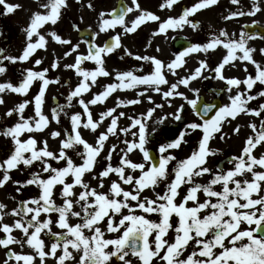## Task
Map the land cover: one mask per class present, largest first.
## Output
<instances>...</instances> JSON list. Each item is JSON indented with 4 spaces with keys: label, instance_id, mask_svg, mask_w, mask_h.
<instances>
[{
    "label": "snow or ice",
    "instance_id": "6c2138e0",
    "mask_svg": "<svg viewBox=\"0 0 264 264\" xmlns=\"http://www.w3.org/2000/svg\"><path fill=\"white\" fill-rule=\"evenodd\" d=\"M178 2L179 0H165L161 4V8L168 7L171 9ZM231 2L239 4L240 0H231ZM217 3L218 0H199L193 6L186 7L178 18L169 17L167 20L162 21L158 31L154 32L153 35H166L169 29H182L185 25L197 29L199 25L189 17L194 16L201 9ZM0 6H3L5 14L12 13L21 7L18 4L8 3L7 0H0ZM67 6V0H48L47 3L41 5L42 8L48 11L46 14L35 13L29 27L25 29L28 43L22 55L19 57L3 55L2 50H0V74L5 73L7 70L2 61L24 62L29 59L36 49L45 48L47 41L38 29L49 21L55 24L60 18L62 9ZM87 7L91 9L93 5L88 3ZM133 11H138L140 15L131 22V26H128L125 17ZM259 11H261L259 0H254L251 11L247 13L243 11L232 12L225 19H233L243 15L254 16ZM100 15L102 18L101 32H106L109 28L114 30L117 26H122L124 33H133L146 20H160V17L154 13L143 10L139 0H132V6L127 7L126 10L122 9L121 14H116V11L113 10L112 13L108 14L113 17L112 19H103L106 15L103 12ZM34 35L38 37L35 42L32 41ZM49 35L60 44L72 45L71 49L64 53L65 56H70L73 52L78 53L79 44L73 45L71 40L62 39L55 32H51ZM96 35H99V33ZM121 35V33H115L110 37V42H105L103 46L97 45L94 40L90 43L85 41L88 43L87 54L78 53L75 63L64 65L66 69H74L76 74L82 77L80 83L67 97V106L71 107V102L77 97H81L77 102L83 108V113L86 114L87 118L84 120L81 113L73 114L70 117L72 130L70 133H65V138L61 140L58 153L48 149L46 140L43 141L44 147L37 150V142L34 138L29 137L26 141H21L19 137L25 131L29 133L42 131L48 126L50 121L43 112V98L48 86L59 83V79L47 78L48 68L40 71L28 69L26 70V76L18 86H14L10 82L0 83V93L10 90L14 93L27 95L34 80L39 79L42 82L40 91L34 96L33 101L24 100L16 108L10 109L6 113V115L11 116L13 112H16L19 121L14 126L0 131V135L10 137L16 146L13 153L0 162V172L3 173L2 178H0V187H3L11 179V170L17 169L21 164L28 167L34 162L40 161L42 172L50 173L47 178H43L40 172H34L31 178L26 181V184L21 185L23 187L34 184L40 188L41 192L37 198L22 201L21 207L12 210L11 214L19 217L13 224L9 225L3 222L6 205L0 203V231L6 234L5 238H0V246L8 248L10 244L15 243L23 247L24 243H27L35 250V255H24L9 249L4 264H8V261L13 259L17 262L22 260L24 264H34L37 257L40 264H45L48 257L55 258L57 264H65L66 260H75L73 251H70V248L80 253L76 264H111L113 257L122 264H132L130 260L126 259L130 254L137 257L141 264H153V260L157 258L160 264H264V195L260 194L264 190V172L254 170L257 166L264 168V155L259 158L253 155V150L264 142V118L261 119L259 130H257L255 124L250 125L255 133V138L248 137L241 155L233 157L232 161H229L235 164L234 169L226 172L223 170L214 172L212 168L207 166L208 157L216 154L209 147L210 140L214 138L215 133H221L224 122L229 117L235 119L240 113L261 117V114L264 113V104L259 105L256 109L247 107L250 101L258 97H264V91H260L255 96L250 94L257 82L264 84V66L253 59L252 53L255 52V49L247 46L248 41L254 39L255 36L247 31H242L237 38H233L235 34H229L227 31L221 30L218 34L212 35L207 42L191 44L184 51L174 54L175 58L168 63L154 56L134 55L125 48V55L138 61L151 63L153 65L152 71L145 75H137L135 71L117 72L116 80L119 83L105 86L103 92L85 102L82 94L90 91L91 86L96 83L97 77L111 75L104 66V56L121 47ZM219 46L226 49L227 54L216 67H211L206 60H200L199 66L194 70H190L188 75H180L177 71V69L186 65L185 57L190 54L196 52L208 53ZM260 51L264 53V49H260ZM237 53H242V55H237ZM121 59H123V56ZM236 60L248 61L254 64L256 68L255 77L248 75L241 81L237 78L224 76L225 66ZM84 61H93L98 67L91 71L84 69L81 67ZM35 63L40 65L42 61L38 59ZM51 67L53 69L58 68L59 60L54 61ZM142 70L140 68L136 71ZM245 71H247L246 66ZM166 72L177 77L175 82L169 83L165 75ZM205 73L215 74V78L224 80L226 90L229 93H232L233 87L237 89L235 95L229 96L230 104L220 107L211 118L206 117L216 107L215 104L205 105L201 110L198 107L199 89L189 87L191 82L198 78L208 79L209 75H205ZM89 80H91V84ZM241 83L246 85L244 91L239 90ZM140 85H146L147 87L138 92V97H145L148 91L157 92L168 101L169 106H171L169 98L182 97L194 110L200 122L188 123L177 138L172 139L171 142L160 144L157 162V157H154L146 147L151 136L147 122L152 118L153 113L157 109H162L164 105L156 104L154 107L147 109L141 116L130 118L131 125L129 127L119 128V132H123L126 136L131 133L133 137L132 140L125 139L123 141L125 148L121 149L119 165L114 167L111 164L112 153L116 152L117 148L115 144H112L105 156L109 163L98 174L100 188L104 187V178L109 177L112 173L118 176V180L111 182L109 192H98L96 188L90 187L83 177L85 173L93 171L97 163L96 158L103 152L105 142L109 136L118 134V121L120 117L125 116V113H117V107L139 104L141 99L120 100L117 107L101 112L99 120L93 119L90 105L103 102L117 89H133ZM161 85H168L167 90H164ZM180 86L195 92L196 99H189L184 92H180L178 90ZM147 99L151 101L152 97L147 96ZM33 102L35 116L26 119L23 115L24 109L29 103ZM3 103V97L0 96V104ZM64 107V105H58L56 109H53L52 118L56 123H60V116ZM185 110V105L180 104L176 107L175 112L168 115L175 121L183 122ZM63 114L67 115L66 112ZM109 117H111V120L107 130L99 133L95 145L90 144L82 137L79 130L81 127L96 131L103 121ZM167 118L168 116H165L157 120L156 123L163 124ZM133 128L137 130L131 131ZM197 129L201 130L203 135L197 148L192 151L190 156L177 159L175 155L171 154L170 149H178L182 143H187L185 136L191 134L190 130L195 131ZM234 131L238 133L239 127L237 126ZM51 135L56 138L60 137L61 133L54 131ZM220 138L224 139V134H221ZM77 145L83 146V151L77 153L83 162L78 165L67 153L68 149H73ZM134 150H139L143 154V162H133L130 159L129 154ZM25 153L31 154L26 157ZM50 159L57 162L63 160L65 166L53 167L49 163ZM172 161H176V163L169 170ZM126 169H130L127 174ZM137 170H139V176L133 175L132 173ZM245 173H251L252 180L237 179L238 176H244ZM205 174L212 177L208 183L195 182L196 177ZM170 175L172 179L169 181ZM69 176L73 179L71 182H66V177ZM96 178L94 175L93 179ZM164 182L167 183L163 193L157 192L156 189ZM15 183L19 184L20 182ZM218 184L222 187L220 191L214 188ZM230 184H233L234 187H229ZM56 185H62L60 196L63 203L60 205H57L53 199V189ZM122 185H130L131 190L125 189ZM183 185H190V187H188L180 201L177 202V197L180 196L179 190ZM77 186L81 188L79 193L74 191ZM145 189H151L155 199L142 196ZM17 191H20L19 187ZM201 191L207 197L204 202L198 200L197 194ZM254 194L256 198H253ZM212 198H216L215 202ZM130 201H134L135 204H131ZM189 201L194 202L195 206L189 207ZM76 205H79L80 211L75 210ZM122 209H127L128 214L121 215L117 223L115 222V216L121 214ZM205 209H211V211L201 217L200 213ZM137 210L148 215L158 214L159 222L148 219L147 215L135 214ZM52 213L58 214L55 221L51 218ZM42 214L46 215V219H40ZM173 214L178 217V222L175 225L171 222ZM71 217L77 218L79 222L70 223ZM105 217H107V231L120 233L117 238H104V231L99 225L105 220ZM53 223L63 231H52ZM121 229H123L122 232ZM14 230H20L26 240L14 237L12 235ZM85 230H88L91 235H85ZM170 230L175 233L172 241L165 238ZM42 232L53 241L47 251L45 250V241L41 238ZM150 237L153 238L150 240ZM190 242L198 251L194 250L182 259L181 257ZM109 246H112L111 250H107ZM58 249L62 251L59 256H57ZM216 249H219V251L217 252Z\"/></svg>",
    "mask_w": 264,
    "mask_h": 264
},
{
    "label": "rangeland",
    "instance_id": "374dc122",
    "mask_svg": "<svg viewBox=\"0 0 264 264\" xmlns=\"http://www.w3.org/2000/svg\"><path fill=\"white\" fill-rule=\"evenodd\" d=\"M127 6H132V0H124ZM8 3L18 4L21 7L17 8L14 12L5 14V10L3 6H0V50H2L3 55H10L19 57L22 55L25 50L28 39L27 33L25 31L26 28L29 27L31 20L34 18V14L39 12L41 14H46L47 9L41 7L42 4L47 3L48 0H7ZM116 0H67L68 6L61 11L60 18L57 20L55 24H52L50 21L43 24L42 27L38 29L41 35L45 36L47 41L45 48H38L35 52L29 57L27 61L16 63H12L10 61L4 60L2 61L3 65L6 66V72L0 74V83H8L10 82L14 86H18L19 83L26 76V70L32 69L34 71H40L44 68H48L49 71L47 73V78L55 80L59 79V83L50 84L46 90L45 96L43 98V112L48 116L50 123L47 127H45L42 131H34V132H23L19 137L21 141H26L29 137H32L36 140V148L39 150L44 147L43 141H47L48 149L53 151L54 153H58L61 147V140L65 138V133H70L72 130V124L70 117L73 114L81 113L82 118L86 120V114L83 113V108L78 104V100L81 97H77L71 102V107H68L67 97L70 95V92L75 89V87L80 83L82 77L78 76L74 69H66L64 65L75 63L76 57L79 54L86 55V47L78 37V31L81 29H90L95 34V42L96 44L103 46L105 42H107L110 37L115 35V33H121V47L117 48L111 54L104 56V66L106 70L111 73V75L98 76L97 81L94 85L91 86L90 91L82 94V98L85 102L94 98L95 95L100 94L105 90V86L112 83H119L116 80L117 72L124 71H135L137 75H145L149 74L152 71L153 65L148 62L135 60L131 56L125 55V48L131 51L134 55H148L159 58L165 63L170 62L175 58L174 54H178L179 52H174L173 49V40L176 38H184L190 41L192 44L195 43H205L207 42L212 35L218 34L221 30L227 31L229 34H235L237 38L239 34L244 30L245 24L258 23L260 25H264V0H259V6L261 11L257 12L253 15H243L237 16L233 19H225L226 16H229L232 12L243 11L245 13L251 11L253 9L254 0H240L239 4H233L231 0H218V3L212 5L210 7H206L204 9L199 10L194 16L189 17L193 22L197 23L199 27L197 29H193L191 26L185 25L182 29L172 30L169 29L167 34L153 35L154 32L158 31L160 23L162 21L167 20L169 17L178 18L183 10L186 7H191L195 3L199 2V0H179L178 3L172 6L171 9L168 7L161 8V4L165 2V0H139L141 8L145 11L154 13L158 17H160L159 21H151L146 20L141 23L139 27L133 33H124L122 26H117L114 30L109 28L106 32L100 31V26L102 22L101 13H105L106 15L103 19H110L109 13L115 9ZM88 3H91L93 7L90 9L87 7ZM140 13L138 11H133L128 13L127 19L125 20L128 26H131V22L139 16ZM55 32L62 39L71 40L72 44H79L78 53L73 52L70 56H65L64 53L71 49L72 45H63L54 40V38L49 35V33ZM99 33V35H96ZM38 39L37 36L32 37V41L35 42ZM248 47L255 49V52L252 53L253 59L264 66V53L260 51V49H264V38L260 36H255L254 39L248 41ZM159 49V51H157ZM173 50V51H172ZM172 51V52H171ZM227 54V50L222 46L217 47L214 51L210 50L208 53L204 52H196L190 54L188 57H185L186 65L183 68L177 69L180 75H188L190 70H194L199 66L200 60H206L211 67H216L221 61L222 58ZM237 55H242V53H237ZM123 56V59L121 57ZM41 60L42 63L40 65H36V60ZM59 60V67L53 69L51 65L54 61ZM234 65V66H233ZM245 66L247 67V71H245ZM82 68L87 70H95L98 66L93 61H85L82 65ZM142 68V71H136L137 69ZM224 76L228 78H237L243 81L248 75H252L255 77L256 68L255 65L248 61H240L236 60L233 63L225 66L223 70ZM166 78L169 83L175 82L177 77L172 76L170 73H165ZM205 75H209L208 79L198 78L195 81H192L190 84V88L199 89V96L203 97L206 102L210 103L213 100V96L208 93V90L204 89L205 85L212 84L213 87L220 88L225 90V93L222 97L223 105L230 104L229 96L235 95L237 89L233 87L232 93H229L226 90V83L224 80H220L215 78V74L205 73ZM111 79L110 82H104V79ZM41 81L39 79L34 80L31 87L28 90L27 95H22L18 93L11 92L10 90H6L3 93H0V96L3 97L4 103L0 104V131L8 127L14 126L19 121V116L16 112H13L11 116L6 115V113L10 109H14L17 105L24 100L33 101L35 95L38 94L41 88ZM91 84V80H89ZM146 85L138 86V91L133 89H117L112 92L110 96H108L103 102H98L95 105H90V111L92 112V116L94 120L100 119V113L107 111L110 108L117 107V103L120 100H128V99H141V103L135 105H128L126 107L121 106L117 107L118 112H124L125 116L120 117L118 121V134H124L123 132H119V128L129 127L131 123L130 118H135L141 116L146 112L147 109L154 107L156 104H163L164 107L162 109H157L155 113H153L152 118L148 120V130L151 133L150 137H154L156 139L161 133H164L166 129L171 126L179 127V133L183 132L186 125L191 122H200L198 117L195 115L194 110L190 105L183 100L182 97L169 98L171 100V106H169L168 101H166L160 93L148 91L145 97H138V92L142 91L146 88ZM164 90H167L168 85H161ZM246 85L241 83L239 85V90L244 91ZM180 92H184L189 99H196V93L190 91L189 88H185L184 86H180L178 89ZM121 91H130L128 96H121L119 93ZM260 91H264V84L257 82L252 88L250 94L257 95ZM147 96H151L152 100L149 101ZM56 98L58 103L55 104L53 99ZM180 104L185 105V112L183 113V122L175 121L169 116V113H173L176 110V107ZM264 104V97H258L255 100H252L248 103L247 107L256 109L259 105ZM58 105H64L63 112L60 116V123H56L52 118L53 109H56ZM66 112L67 115L63 113ZM24 117L27 119L29 117L35 116L34 111V102L29 103L27 107L24 109L23 113ZM168 116L166 120H164L163 124H157L156 121L162 119L163 117ZM245 117L248 118L249 125L247 126V132H244L245 129L241 128L240 125L236 124V127H239L241 130V134L239 136V141L234 143L232 146H223L221 148V155H225V153L235 151L236 156L232 153L226 154L230 157H237L238 152L245 147V142L248 137L252 136L255 138V133L253 132L251 124H255L257 126V130L260 128L261 119L264 118V113L261 114V117H255L254 115L245 114ZM39 119V117H37ZM111 117L106 118L103 123L96 129V131H92L90 128L81 127L79 130L81 132L82 137L88 141L90 144L95 145L96 139L100 132H105L107 130L108 125L110 124ZM227 124L229 120H226ZM230 124V123H229ZM228 124V125H229ZM155 129V131H153ZM137 129L133 128L131 131H136ZM243 130V131H242ZM54 131H59L61 133L60 137L53 138L51 133ZM190 135H186L185 139L187 143H182L178 149H170L171 154L175 155L177 159H184L191 155L192 151L197 148L198 142L201 139L203 133L201 130L197 129L195 131H191ZM117 134V135H118ZM131 136V133H129ZM116 136V135H115ZM112 135L109 136V138ZM105 142V148L103 152H101L100 156L97 157V163L91 173H85L83 179L86 183L90 185V187L96 188L98 192H109V188L111 182L114 180H118V176L115 173L110 174L109 177L104 178V187H99V173L107 166L109 163L105 156L108 154L109 148L112 145V142L109 140ZM163 143H167L165 141H161ZM216 139L213 144V151L216 152ZM153 146L150 143L146 145ZM15 144L10 137H6L4 135H0V162L4 161L8 158L15 149ZM211 147V146H210ZM215 149V150H214ZM83 151L82 145H77L73 149H68L67 153L72 157L75 164H81L82 158L77 154ZM217 153V152H216ZM31 153H25V156H29ZM139 154V160L143 162V154L141 152ZM120 150L112 153L111 164L115 167L119 165L120 162ZM253 155L257 158L264 155V142L258 145L253 150ZM210 163L207 164L208 167H213V162L215 161L214 155L209 156ZM176 162V161H175ZM49 163L52 164L53 167L60 168L65 166V161L61 160L59 162L55 160H49ZM255 171L264 172V168L255 167ZM34 172H40L43 178H47L50 173L42 172V165L40 161L34 162L31 166L25 167L23 164L19 165L17 169H13L10 172L11 179L4 184L3 187H0V203L6 205L4 212V223L9 225L13 224L16 217L12 215L13 209H18L21 207L22 201H29L33 198H37L41 192L40 188L36 185H26L21 187V185L26 184V181L31 178ZM130 172L126 170V174ZM135 176H139L138 173H132ZM96 176V179H93V176ZM3 173L0 172V178H2ZM246 179L249 181L252 180L251 173H247ZM244 178V179H245ZM73 178L71 176L66 177V182H71ZM20 182L19 184L15 182ZM166 183H161L160 186L156 189L157 192L163 193L166 187ZM20 188V191H17V188ZM127 190H131L130 185H122ZM62 189V185H56L53 189V197L59 200L61 204L63 199L60 196V190ZM74 191L79 193L81 188L77 186ZM148 194V197L155 199V196L151 189H146L142 196ZM261 195H264V190L261 191ZM198 196V194H197ZM255 197V194L253 196ZM207 199L206 195L198 196L199 202H204ZM131 204H135L134 201H130ZM33 206V205H29ZM76 211H80L79 205H76ZM211 211V209H205L200 213V216L203 217L207 212ZM128 210L125 209L121 214H117L115 216V222L118 223L121 215H127ZM137 215H147V218L156 222H159L158 214H144L141 211L137 210L135 213ZM51 218L55 221L58 218V214H51ZM41 220L46 219V215L42 214L40 217ZM107 217L105 220L100 223V227L102 231H104L105 239H115L120 233H111L107 231L106 226ZM79 222L77 218L71 217L70 223L75 224ZM171 222L174 225V221ZM243 227V225H242ZM52 230L56 232L63 231L59 227L53 223ZM31 231V230H30ZM123 229H121V232ZM169 234V233H168ZM12 235L17 239H25L23 233L20 230H14ZM85 235H91L88 230H85ZM6 234L3 231H0V238H5ZM154 237V234H153ZM150 237V240L153 238ZM41 238L45 241V250L47 251L50 247L49 241L47 240L44 233H41ZM192 247L193 244H192ZM9 249L15 251L16 253L24 254V255H35V250L24 243L23 247L20 244H10L8 248L0 246V264H4V261L7 259V255ZM112 246H109L111 250ZM70 251L72 249L70 248ZM62 252L60 249L57 250V254ZM191 253L184 254L185 258ZM73 255L78 256V252H73ZM128 260L131 262H136L133 257H130ZM158 260V258L156 259ZM57 261V260H55ZM139 261V259L137 260ZM54 262L52 257L46 258L45 264H50ZM111 262H115L113 257ZM8 264H24V261H15L10 260ZM34 264H40L39 258L37 257L34 261ZM57 264V263H56Z\"/></svg>",
    "mask_w": 264,
    "mask_h": 264
},
{
    "label": "flooded vegetation",
    "instance_id": "af4514ba",
    "mask_svg": "<svg viewBox=\"0 0 264 264\" xmlns=\"http://www.w3.org/2000/svg\"><path fill=\"white\" fill-rule=\"evenodd\" d=\"M110 81H111V79H107V78L104 79V82H110ZM135 89L138 91L139 90L138 89V86ZM224 93H225V91H223L222 97H223ZM119 94L121 96H123V97L124 96H128L130 94V91H121ZM211 96H213V95H211ZM214 98L215 97L213 96V99ZM227 120H230L231 121L230 124L228 123L229 124L228 125L227 124V121H225L224 122V125L222 127V130H221V133H215L214 134V138L212 140H210V143H209V147L211 146L210 148L213 149L212 146H213V144L215 142V139H216V142H217L216 143V146H217L216 152L217 153L214 155L215 161L213 162V167H214L215 171H217V172L218 171H221V170H223V171L226 172L228 170L234 169L235 164L229 162V161H232L233 157L227 156L226 154L232 153V154H234L236 156V152L235 151H232V152H228L227 151L225 153V155H221V153H220L221 152V148L223 146H225V145L232 146L234 143H237L239 141V136L241 134V130H239L238 133L234 131V129L236 128V124L237 125H240L241 128L245 129L244 132H247L246 129H247V126L249 125V121H248V118L245 117V113H240L239 115H237V117L235 119H232L231 117H229ZM130 125H131V123H130ZM221 134H224V139H221L220 138ZM125 139L132 140L133 137L130 136L129 134L127 136L125 134H118L116 136H112V137L109 138V140L112 142V144H115L117 146L116 152L118 150H120V155L119 156H121V149H124L125 148V144L123 143V141ZM160 144H161V142L160 141H157V143L155 145L156 148H159V145ZM242 150L243 149H241L238 152L237 157L241 155ZM138 153H139V150H134L132 153L129 154V157H130V159L133 162H138V163L141 162L139 160V154ZM209 163H210V160H209V157H208V163L207 164H209ZM171 168H172V166L170 164L169 165V170H171ZM126 170L130 171V169H126ZM136 173L139 174V170H137ZM246 175H247V173H245L244 176H238L237 179L243 180L246 177ZM171 179H172V176L170 175L169 176V181ZM211 179H212L211 175L205 174V175H203L201 177H196L195 178V182L196 183H201V184H206ZM188 187H190V185H183L180 188V190H179L180 191V196L177 197V202H179L180 199L182 198V196L186 193ZM229 187H234V185L233 184H230ZM214 188L216 190H218V191L222 190V187L219 184L218 185H215ZM203 194L204 193L201 191V192L198 193V196L199 195L202 196ZM145 196H148V194H146ZM53 199L55 200V202H56L57 205H60L59 200L57 198H54L53 197ZM212 200H213V202H215L216 198H212ZM188 206L189 207L195 206L194 205V202L189 201ZM123 211H125V209H123ZM171 219H172V221H174V225L178 222V217L175 214H173V216H172ZM52 231L56 232L55 230H52ZM44 235L46 236V238L49 241V243H52L53 242L52 239L49 238V236H47L45 233H44ZM174 236H175L174 231L173 230H170L168 236L165 237V238L168 239L169 241H172V240H174ZM192 244L193 243L190 242L189 246L187 247V250L183 253V256L181 257L182 259L185 258L184 254L191 253L194 250H197L198 251V249H195L194 247H192ZM72 251L73 252H76L75 250H72ZM216 251L218 252L219 249H216ZM61 254H62V252H59L57 254V256H59ZM74 256H75V260H66L65 261V264H76V262L79 260L80 253H79L78 256H76V255H74ZM130 257H133L135 259V261H136V262H132V264H141V261H137L138 258L135 257V256H133V255H131V254L126 259H129ZM53 259H54V262H51L50 264H56L57 263V261H55L56 259L55 258H53ZM111 264H122V262L116 261V262H111ZM153 264H160V262L158 260L154 259L153 260Z\"/></svg>",
    "mask_w": 264,
    "mask_h": 264
},
{
    "label": "water",
    "instance_id": "95a60500",
    "mask_svg": "<svg viewBox=\"0 0 264 264\" xmlns=\"http://www.w3.org/2000/svg\"><path fill=\"white\" fill-rule=\"evenodd\" d=\"M117 7L118 8H117L116 14H121L122 9L126 10L125 4L122 1L118 2ZM245 29L250 34H259V35L264 34V29L255 24L251 26H245ZM79 36L85 40H90L92 37V35L87 30L80 31ZM176 46L178 50H184L189 46V43L185 41L183 38H179L176 40ZM204 106L205 105H203V101H201L198 107L202 110ZM213 111L209 112L208 117L206 118H210V116L213 114ZM178 133H179V128L176 126V127H172L168 129L165 132V135L167 136V140L171 142L172 139L177 138Z\"/></svg>",
    "mask_w": 264,
    "mask_h": 264
},
{
    "label": "bare ground",
    "instance_id": "6f19581e",
    "mask_svg": "<svg viewBox=\"0 0 264 264\" xmlns=\"http://www.w3.org/2000/svg\"><path fill=\"white\" fill-rule=\"evenodd\" d=\"M172 51H173V50H172ZM172 51H171V52H172Z\"/></svg>",
    "mask_w": 264,
    "mask_h": 264
}]
</instances>
